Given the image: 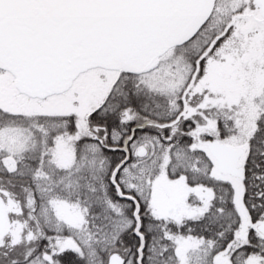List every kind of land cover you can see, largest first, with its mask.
Wrapping results in <instances>:
<instances>
[{"label": "snow or ice", "instance_id": "snow-or-ice-1", "mask_svg": "<svg viewBox=\"0 0 264 264\" xmlns=\"http://www.w3.org/2000/svg\"><path fill=\"white\" fill-rule=\"evenodd\" d=\"M0 264H264V0H0Z\"/></svg>", "mask_w": 264, "mask_h": 264}]
</instances>
